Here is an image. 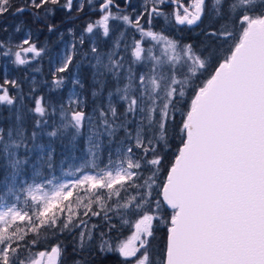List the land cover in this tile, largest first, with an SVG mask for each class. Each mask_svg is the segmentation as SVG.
I'll return each instance as SVG.
<instances>
[{
  "label": "snow or ice",
  "instance_id": "snow-or-ice-1",
  "mask_svg": "<svg viewBox=\"0 0 264 264\" xmlns=\"http://www.w3.org/2000/svg\"><path fill=\"white\" fill-rule=\"evenodd\" d=\"M148 2L145 0V5ZM171 2L183 9V14L174 12L176 23L180 25L197 24L206 8L215 19L222 21L218 29L205 33L214 38L216 46H208L205 56L191 43L181 45L162 34L145 31L139 16L133 20L129 15L112 13L111 6L118 8L119 5L115 0H103L100 4L102 17L95 23H87L83 32L91 34L94 28L102 27L103 36L108 37L109 20H122L138 29L143 36L163 41L164 54L168 59L161 61L150 50L145 57V49L136 42L132 52L135 61L147 58L155 62L149 73L137 78L131 66L124 74L123 58L116 59L120 39L113 42L112 50L107 53H102L93 44L90 53L95 63L91 67L98 90L92 94L98 97L108 79L115 78L114 92L123 102L124 109H118L111 91L108 103L99 104L94 109L97 113L95 122L92 117H87L86 125V113L79 101L75 102L76 109H69L70 118L65 115L66 122L61 128L64 132L72 129L70 139L75 141L87 126L88 152L92 159L76 168L81 175L70 185L47 180L50 189H46L43 183L23 188L31 201L28 203L26 199L27 209L18 208L15 203L3 205V210H0V264H57L62 252L59 245L51 247L50 252L40 251L37 256H26L22 253L26 244L21 242L25 241L28 232L39 237L40 229L57 228L58 222L61 231L84 226L85 230H81L73 241V251L80 257L74 264H92L97 252L105 258L109 253L118 252L124 258L121 264H153L149 248L151 238H154V221L167 225L163 264H264V0H211L210 4L207 0H192L188 6L178 0ZM151 3L153 7L150 10L145 7L149 23L153 14L163 15L155 5L164 4L165 0H151ZM86 4L92 5L93 0H78L75 4L74 0H22L20 4L15 0H0V17L8 13L19 16L27 13L32 23L41 26L40 30L53 33L64 24L71 25ZM58 11L62 12L59 20L56 19ZM25 27L26 22L21 20L15 31L20 32ZM66 31L73 34L74 27L69 26ZM83 32L79 37L80 45L85 43ZM63 35L61 31V38ZM2 47L3 42H0ZM18 47L22 52L36 56L43 51V48L37 49L30 37ZM72 48L73 52L66 54L55 70L57 87L61 86L64 78L56 74L66 73L73 64L76 45L73 44ZM21 51L14 54L17 65L28 62L22 58ZM10 52L11 49L3 55L8 56ZM84 55H89V52ZM214 60L218 66L204 80L196 83L199 76L212 67ZM164 63L170 65L167 73L162 70ZM177 64L188 67V74L182 79L177 78ZM121 78L127 80L123 87H120ZM74 83L84 87L79 79ZM7 86L19 87L16 80L5 78L0 83V104L13 105L17 97L9 95ZM42 101L43 98L35 100L33 111L44 117L47 110ZM61 111L63 113V108ZM176 113H182L180 143L164 182L157 185L163 152L170 148V140L175 135L170 128L175 124ZM16 120L19 124H13L7 130L0 128V172L3 173L0 181L9 193L27 166L35 163V171L39 175L41 170L53 169L55 163L52 151L45 153L43 148L35 162L32 161L29 155L32 149H29L27 141L35 140L36 132L30 138L26 137L22 116L18 115ZM39 124L37 121V126ZM131 124L135 127L130 129ZM121 130L124 136L118 138ZM59 131L57 129L48 135L55 137ZM105 136L109 144L115 140L125 146L126 151L117 149L115 160L109 153L108 164L100 168L96 161ZM128 142H132L131 146ZM21 148L25 149L22 156L17 153ZM135 150H139V154ZM89 167L97 170L96 174L85 172ZM144 171L151 174L144 178ZM140 180L143 183H138ZM154 185L159 189L157 195L162 196V200L154 201L155 210L151 207ZM128 188L144 191H137L136 195L125 199L121 192L126 193ZM74 189L89 194L88 202L84 204L87 209L83 213L85 216L89 212L94 216L100 215L92 211V203L100 204L107 211L113 208L133 209L138 219L122 221L134 227L132 234L113 246L101 232L99 242L91 243L94 236L87 228V222L82 219L74 222L70 200ZM101 189L107 190L106 197L97 193ZM113 196L119 199L108 205L106 200ZM16 198L18 200L19 196ZM84 199V196L77 195V206ZM65 201L69 203L65 205ZM165 205L171 209L167 218L162 215ZM65 208L69 215L60 220L58 213H63ZM17 221H27V225L13 227ZM111 227L115 228V225ZM37 242L36 238L30 241L31 244Z\"/></svg>",
  "mask_w": 264,
  "mask_h": 264
},
{
  "label": "rangeland",
  "instance_id": "rangeland-1",
  "mask_svg": "<svg viewBox=\"0 0 264 264\" xmlns=\"http://www.w3.org/2000/svg\"><path fill=\"white\" fill-rule=\"evenodd\" d=\"M103 0H93L92 5L85 6L82 13L79 14L77 19L72 21V24H64L61 29L57 32L49 33L46 29L40 30L41 26L32 23V18L30 15L25 13L23 16L12 15L11 13L5 14L0 17V42H3V47L0 48V83H3L5 78L9 80H16L19 87L13 88L8 87L9 95L16 96L17 100L13 105L0 104V128L7 130L13 124H19L16 120L18 115L22 116L24 135L26 137H31L32 133L36 132L35 140L29 139L27 141L29 149L32 151L29 153L32 161L35 162L37 156L43 151L47 153L49 150L52 151L54 158V168L51 170H41L40 174L37 175L35 168L37 165L33 163L27 166V169L21 176L17 177V182L13 191L11 193L7 192L4 188L2 181H0V210H3L4 204L15 203L18 208L27 209L28 205L25 203L26 199L28 203H31L30 198L27 197V193L22 189L26 188L27 185L33 183H43L46 189H50L47 185V180H52L54 184L68 183L78 178L81 173L76 172L77 167H82L84 163L91 160L92 157L88 152V140L87 135L89 128L86 126L82 132L83 134L76 138L75 141H71L72 129L64 132L61 125L66 122L65 115L70 118L71 111L69 109H76V101L80 102V107L86 113V125L87 117H92L95 122L97 113L94 109L99 104L106 105L109 100L108 93L111 91L114 93L113 100L116 102V106L120 111H123L124 104L119 101L118 96L115 94L114 90L116 87L115 78H109L106 87L103 91L99 93L98 97L93 96V91L98 90L97 85L93 79V69L92 64L95 63L93 56L90 53V48L95 44L102 53H107L112 50L113 42L116 39H120V47L117 50L118 56L116 59L123 58L124 70L131 66L133 74L138 78L139 75L149 73L154 61L150 59H143L139 62L135 61L132 56L136 42H140V45L145 52L143 55L147 57L148 51H151L153 56L159 57L161 61H167L168 56L164 54L165 43L163 41H154L151 37L143 36L141 32L125 24L122 20H109L110 34L108 37L103 36L102 27L94 28L93 33L89 34L83 32L84 27L87 23H95L100 19L103 13L99 9V4ZM123 1V0H121ZM78 0H74V4ZM16 4L22 3V0H15ZM151 5V0L145 5V0H131V4L121 11L111 9L112 13H119L120 15H129L133 20L138 16L140 17V24L143 26L145 31L151 30L154 33L162 34L168 39L180 42L181 45L191 43L189 40L179 38L178 36H167L163 33L161 29L157 27H150L147 21L148 14L145 11V7L149 9ZM150 10V9H149ZM143 14V15H141ZM62 16V12H57L56 19L59 20ZM152 16H155L154 14ZM23 20L26 22L27 27L23 28L22 31L16 32L15 26ZM69 26L74 27V33L69 34L66 29ZM164 27V26H163ZM63 31L64 35L61 38L60 32ZM85 38V43L83 45L79 44V37L82 34ZM121 33L123 35H121ZM31 38V41L37 45V49L43 48V51L39 56L34 53H24L18 47L21 45L25 38ZM73 44L76 45L75 55L73 64L69 66V70L66 73H57V76L63 77V83L60 87H57L54 82V73L57 67L60 66L61 61L64 59L66 54L73 52ZM195 49L202 50L204 55L207 53V46L201 45L200 43L194 41L191 43ZM28 47V45H24ZM11 52L8 56H4L3 53L6 51ZM21 51L22 58H25L28 62L24 65H17L15 61V52ZM128 51V52H125ZM89 52V55L85 56L84 53ZM172 53L169 50L168 55ZM106 59V57H105ZM215 61V60H214ZM217 66L216 61L214 67ZM170 69L168 63L162 65V70L167 73ZM188 74L187 65L177 64L176 65V75L177 78H183V75ZM79 79L84 87L81 88L74 81ZM195 80V78H194ZM196 82V81H195ZM127 83L126 79H120V87ZM135 83V82H134ZM197 83V82H196ZM38 98H43V104L46 107V115L44 117L39 116V114L33 111L35 107V100ZM63 108V113H62ZM177 118L179 116L177 115ZM130 119H138V117H130ZM37 121H40L39 126H37ZM135 124L129 125V128H134ZM60 129L58 135L53 137L49 136L48 133ZM63 133V134H61ZM124 136L123 130L118 133V138ZM102 148L99 154V159L96 163L100 168H104L108 164L109 153H112V159H116L117 149L121 152L126 151V147L118 144L115 140L109 144L107 137H102ZM132 142H128V146H131ZM170 149V148H169ZM139 154V150H135ZM25 149L21 148L17 150L18 155H23ZM150 158V157H149ZM97 170L86 168L85 172L90 174H96ZM151 173L144 171L143 176L147 178ZM3 173L0 172V177ZM165 180V176L161 169L158 177L156 178V184L162 185ZM138 183H143L142 180ZM137 191L143 192L144 189H133L128 188L127 192H121V196L125 199L136 195ZM159 189L153 186L152 192V209L155 210L156 199H161L158 196ZM98 194H103L105 197L107 195L106 189L97 190ZM77 195L84 196V202L77 206L75 197ZM87 193L83 192L81 189L73 190V197L71 200V211L74 214V222L78 223L79 220H84L87 222V228L91 229L94 240L91 243H98L100 240V233H105V239H109L113 246L119 241L127 239L132 232L134 227L125 225L122 223L124 219H128L130 222L138 219V216L134 214L133 209H119L113 208L112 211H107V209H102L100 204L92 203V211L99 212L100 215L85 216L83 213L87 211L84 204L88 202ZM17 196L19 199L17 200ZM94 199V197H93ZM119 198L113 196L111 200H106L108 205L114 204ZM123 202L122 200L120 201ZM65 205L69 202L65 201ZM105 211H107V216H105ZM31 214V213H30ZM171 214V209H168L165 205L162 215L165 218L169 217ZM60 220H65L69 215L68 209L65 208L63 213H58ZM25 227L27 221L21 222L17 221L15 226ZM95 225L93 228L92 226ZM115 225V228L111 226ZM81 230H85L84 226L73 228L71 231L59 230V222L57 228H42L40 229L41 235L36 236V233L28 232L27 235H31L25 238L32 240L37 239L36 244H32L33 247L26 246V249H22L23 255L37 256L40 251L50 252L51 247L59 245L61 250L64 248L66 254L57 258V264H74V262L80 257L73 251V241L74 238H78ZM34 237H33V235ZM24 244V243H23ZM166 244H167V225L160 221H154V238H151V244L149 248L150 256L153 264H163L166 254ZM43 245V246H42ZM42 246L41 248H39ZM124 258L120 257L118 252L107 254L106 258L99 255L97 252L95 259L92 264H121ZM47 256L45 257V261Z\"/></svg>",
  "mask_w": 264,
  "mask_h": 264
},
{
  "label": "flooded vegetation",
  "instance_id": "flooded-vegetation-1",
  "mask_svg": "<svg viewBox=\"0 0 264 264\" xmlns=\"http://www.w3.org/2000/svg\"><path fill=\"white\" fill-rule=\"evenodd\" d=\"M180 4L184 6H188L192 3V0H178ZM207 3H211V0H207ZM115 4L119 5L117 8L115 5L111 6V9H115L117 11L125 10L130 4L131 0H115ZM163 15H156L151 17V23H149V17H147V21L150 27H157L161 29L163 33H166L167 36H178L179 38H186L189 42H198L201 45H206L215 47L216 41L214 38L210 36H206L205 33L218 29L222 21L217 20L213 17L210 11L206 8L205 13L201 18V21H198L197 24L194 25H180L176 23L174 12L180 11L183 14V9L178 8L177 4L171 2V0H165L164 4L155 5ZM153 7L151 3L149 9ZM191 10V9H190ZM164 26V27H163ZM239 26L237 25V28Z\"/></svg>",
  "mask_w": 264,
  "mask_h": 264
},
{
  "label": "trees",
  "instance_id": "trees-1",
  "mask_svg": "<svg viewBox=\"0 0 264 264\" xmlns=\"http://www.w3.org/2000/svg\"><path fill=\"white\" fill-rule=\"evenodd\" d=\"M187 41L188 39L184 38V41ZM214 64L215 61L212 62V67H210L208 69V72H206L203 76H199V73L197 74L199 76V80H196L197 83H199L200 81L204 80L207 75L213 70L214 68ZM190 95V93H189ZM177 115L179 116V118H177ZM182 119V113H176L175 114V124L173 125L172 128H170V132H174L175 135H173L172 139L170 140V149L166 150L163 152L164 155V159L162 161V166L161 169L163 171V174L166 178L167 175V171L174 159V154L176 151V148L179 146L180 140H179V125ZM33 235V234H32ZM31 236V235H27L26 237ZM34 237V235H33ZM22 244H26V246L28 245L29 247H33L32 244L30 243V240L26 239L25 241L21 242ZM43 246V245H42ZM42 246H40L39 248H41ZM66 254L65 249H62V255Z\"/></svg>",
  "mask_w": 264,
  "mask_h": 264
},
{
  "label": "bare ground",
  "instance_id": "bare-ground-1",
  "mask_svg": "<svg viewBox=\"0 0 264 264\" xmlns=\"http://www.w3.org/2000/svg\"><path fill=\"white\" fill-rule=\"evenodd\" d=\"M125 52H128V51H125Z\"/></svg>",
  "mask_w": 264,
  "mask_h": 264
},
{
  "label": "water",
  "instance_id": "water-1",
  "mask_svg": "<svg viewBox=\"0 0 264 264\" xmlns=\"http://www.w3.org/2000/svg\"><path fill=\"white\" fill-rule=\"evenodd\" d=\"M99 8H100V6H99ZM162 197V196H161Z\"/></svg>",
  "mask_w": 264,
  "mask_h": 264
}]
</instances>
